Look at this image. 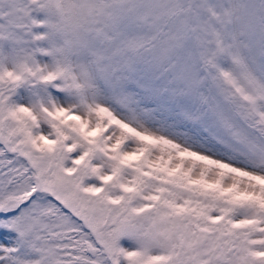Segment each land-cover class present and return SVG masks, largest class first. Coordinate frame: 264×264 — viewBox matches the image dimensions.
<instances>
[{"label": "snow or ice", "instance_id": "obj_1", "mask_svg": "<svg viewBox=\"0 0 264 264\" xmlns=\"http://www.w3.org/2000/svg\"><path fill=\"white\" fill-rule=\"evenodd\" d=\"M0 264H264V0H0Z\"/></svg>", "mask_w": 264, "mask_h": 264}]
</instances>
